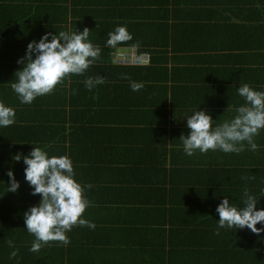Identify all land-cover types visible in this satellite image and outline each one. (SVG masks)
Instances as JSON below:
<instances>
[{
    "label": "trees",
    "instance_id": "obj_1",
    "mask_svg": "<svg viewBox=\"0 0 264 264\" xmlns=\"http://www.w3.org/2000/svg\"><path fill=\"white\" fill-rule=\"evenodd\" d=\"M160 1V10L157 9V12L163 10L165 5L164 0ZM174 1L188 6L195 2ZM84 4L88 3L85 0H80V3L77 0L61 2L42 0L34 6H26V9H29V13H26L16 3L14 7L22 13L16 15L15 27L6 30L15 36V40L5 45L0 43V101L15 109V122L10 126L0 127V149L6 154L5 157L0 155V264H96L95 253L116 256L119 249L123 250L120 247L131 249L135 245L134 242L141 245L144 235L160 242L163 245L160 251L164 250L167 243L174 246L173 237L181 238L185 243L189 242L191 247L189 250L183 245V241H179L171 251L177 253L172 263L154 260L145 264H264V232L259 234L261 238L246 227L237 230L220 228L217 233L219 216L215 211L224 196H228L231 203L240 206L245 189L250 194L258 195L257 207L264 208V170L250 172L249 186L247 180L241 181L240 187L237 186L238 182L235 180L238 173L230 170H206L203 174L210 183L194 185L196 174L199 170L202 174L203 168L201 166L195 171L188 167L181 153L183 146L176 145L182 144V141L174 140L175 136L188 133L186 122H183L185 124L183 129L175 131V126H178L175 124L176 115L179 113L168 109L167 100L164 103L159 100L153 102L149 95L141 98L145 91L142 88L152 78L151 74L144 73V69L152 68L154 64L163 60L164 56L160 53L168 52L166 47L169 44L167 42L152 44L153 42L148 40V32L151 29L146 14L149 8L145 5L148 4V0H127L125 12L121 9L123 0H110L109 5H104V0H96L92 4H95L93 7L99 12L86 10ZM109 7L117 9L110 10V15L105 17L103 10ZM80 11L85 12L80 14ZM203 11H206L205 8ZM188 13L194 14L195 11L189 9ZM156 17L158 22L154 24L157 30L161 31L166 28L167 23L161 14ZM117 25H126L132 39L116 47H129L137 55L145 54L149 58L148 62L139 64L116 62L114 58L117 53L114 52L116 47H105V41L107 33L113 31ZM85 27L89 28L88 39L101 49L98 60L89 66L94 69L91 74L103 76L104 83L88 89L84 84L83 75L88 68L83 74H69L50 93L36 97L32 103H20L10 85L14 82L15 72L22 67L18 59L25 57L27 44L38 40L45 32L55 33L61 30L79 32ZM247 33L241 32L236 37L229 36L230 41H227V44L232 48L240 46V49L249 50L251 45ZM261 40L264 42L262 36ZM251 43L253 46L258 44ZM159 46L158 49L154 48ZM260 49H264V44L260 45ZM225 56L230 59L227 54ZM93 75L90 77H94ZM168 78L167 73L165 80ZM130 81L141 82L143 87L138 91H132ZM100 97L103 98L105 105L111 106V112L106 109L99 110L102 117L111 120L113 116L115 121L123 120V124L126 122L128 124V126L125 124L128 129L121 132L120 143L127 142L128 145L132 142L134 144L131 145L135 148L126 150L129 166H125V172H118L108 166L104 167L109 170L107 172L103 168L92 171L88 165L94 156L92 152L100 149H95L96 145L92 143L101 141V137L106 133L104 123L110 122L104 121L105 118L95 119L98 108L81 110L79 106L83 100L100 103ZM57 103L72 108V112L68 114L63 110V114H59L58 108H55ZM178 124H181L179 119ZM34 146L42 148L49 156L66 155L71 158L75 179L82 186L91 185L84 189V195L91 203L82 216L95 224L94 228L74 225L66 233L69 238L67 245L52 240L43 243L37 252L29 251L35 237L24 228L23 214L29 207L39 202L40 195H32V189L24 179L26 165L23 160L12 159L13 154L17 152L28 154ZM194 153L200 152L197 150ZM171 163L181 164L183 170L191 169L192 172L189 173L191 176L185 174L188 180L181 179L184 177L182 172L178 176L173 174L168 178L167 169ZM3 165H8V169L13 170L15 178L19 181L20 186L16 192H6L9 178L7 170L1 169ZM145 185L159 188L161 195L167 198L166 207L160 209L141 199V195L146 193L144 190L151 191V188ZM177 191L183 196L180 198L181 201L175 202L174 195ZM100 194L114 196L107 195L113 203L105 198L107 203L112 204H109L113 214L112 227L109 214L106 218L101 216L97 219L98 206L106 204L97 202ZM169 195L171 197H168ZM158 209L165 210V213L155 216L151 212ZM147 211L152 217L145 219L143 213ZM108 225L116 233L111 237L105 236V228ZM114 226L118 228L114 229ZM257 226L260 227L261 224L258 222ZM9 240L12 241L11 246ZM13 250L16 251V255L10 256ZM189 251L190 257L187 255ZM99 262L98 264H112L114 261L105 257Z\"/></svg>",
    "mask_w": 264,
    "mask_h": 264
},
{
    "label": "crops",
    "instance_id": "obj_2",
    "mask_svg": "<svg viewBox=\"0 0 264 264\" xmlns=\"http://www.w3.org/2000/svg\"><path fill=\"white\" fill-rule=\"evenodd\" d=\"M41 1L42 0H0V43L5 45L7 42L15 40V36L10 35V33L6 31L15 27L17 22L16 15L22 13L14 7L15 4L17 3L23 11L29 13V9H26V6H34ZM54 1L61 2L62 0ZM77 1L80 3V0ZM85 1L88 3L83 5L87 7L86 10H95V12H99L98 9L93 7L96 3L92 4L96 0ZM159 1L160 0H148V4H145L146 8H149L146 14L148 15L147 21L150 23L151 28L148 32V40L153 42L152 44H155V42H159L160 44L165 42L169 43L166 47L168 52L160 53L164 56V59L161 61L167 62L162 63L160 61L149 69L142 68L144 69V73H146V75L148 73L151 74L152 78L148 80V83L142 88L145 89V91L141 98H145L149 95V99H152L153 102L159 100L161 103H164L167 100L168 109L175 110L179 113L176 115L175 122L178 126H175V129L173 128L175 131H180V129L185 127V124H183V122H186V117H184L185 114L196 108L209 111L213 119H216L217 124L223 123L225 120H230L236 115V108L244 103L243 98L237 93V88L240 84L246 83L254 89L264 91V49H260V45L264 44L261 40L262 36L264 41V0H195V2L189 6L178 4L174 0H164V11L161 10L157 12L160 10L159 5H161ZM189 1L190 0H184L186 3H189ZM126 2L127 0H123V5L121 7L124 12ZM109 3L110 0H104V5H109ZM145 5H142V7ZM204 8L206 11H203ZM115 9H117V7H109L107 10H103V14L107 17L110 15V10ZM189 9H193L195 13H188ZM85 11H80V14ZM184 11H186V13H184ZM159 14L162 15V19L167 23L165 27L168 29V32H166V28H163L161 31L157 30V26L154 22H158L156 16ZM53 16L57 19L55 15ZM241 32H248L246 35H249V43L251 45L250 48L248 47L249 50L240 49V46L232 48L229 46L230 44H227V41H230L229 36L236 37ZM251 42H258V44L253 46ZM154 48L158 49L160 46ZM131 50L132 49H129V47H116V50L113 51L130 52ZM166 53L168 58H166ZM226 54L230 58L229 60L226 58ZM142 69L140 70L141 74L143 73ZM93 70V68H89V70L83 74L85 75V79L87 76L90 77L93 75L91 74ZM167 73L169 78L165 80ZM93 76V78L97 77L96 75ZM99 100L100 103L97 104L91 103L88 100H83L79 108L81 110L98 108L95 119H103L105 117L100 115L101 113L99 110L106 109L111 112V106L105 105L103 98L100 97ZM55 108H58L57 111L59 114H63V110L68 114L72 112V108L64 107L59 103L56 104ZM111 118V120H107L106 118L103 119L104 121L110 122V124L104 123V131L106 133L101 137V141L98 140V142L92 143L96 145L95 149L100 148L92 152L94 156L91 162H88L92 171H97L96 168H103L105 169L104 171L107 172L109 170L104 167L108 166L110 169H114L118 172H125V166H129L126 150L127 148L130 150L131 147L135 148L131 145L134 143L131 142L128 145L127 142L120 143L121 132L123 129H128L125 126V124L127 126L128 124L127 122L123 124V120L115 121L113 116H111ZM62 119H64L63 116ZM178 119L181 122L180 125L178 124ZM50 122L54 123L51 120ZM58 123H60V121ZM179 136H175L174 140H181ZM253 140L257 144L255 150H251L246 141L241 142L243 147L238 152L225 153L217 149L208 150L205 153H194L189 156L181 150L183 160L185 159L188 163V167H192L195 171L201 166L203 168V171H201L202 174H200L199 170V173L196 174V179L192 177L195 182L191 181V183L193 182L194 185L200 186L208 185L210 182L207 181V177L203 174L206 170H230L234 172L237 171L238 173L235 180V182H238L236 184L237 186L240 187L239 183L241 181L245 182L246 180L247 186H249L248 176L250 172H261L264 170V128L259 130V133L253 137ZM176 145L183 146L182 144ZM0 155L5 157L6 154L1 151ZM96 156L98 157L96 158ZM178 157L181 160L179 155ZM7 166L8 165H3L1 169L3 171L8 170ZM190 170H183L181 164L171 163L170 167L167 169V173L169 174L168 178L173 174L178 176L182 172L184 177L181 179L186 181L188 178L185 177V174H187L188 177L191 176L189 173L192 171ZM203 182L205 184H202ZM145 186L151 188V191L147 189L144 190L146 193L141 195V199L160 209L166 207L165 203L167 204V202L165 200L167 198L165 199L164 196L161 195L159 188L150 187V185ZM180 191L183 192L181 189ZM180 191L175 193L176 197L172 194L174 195L175 202L181 201L180 198L183 194ZM107 195L113 196V194H100L98 196L99 200H97V202L106 203L108 205L98 206V212H96V214L97 219H99V217L101 218V216H105L104 218H106L107 214H109L112 220L110 226L112 227L113 214L109 208L112 204L107 203L105 200L106 198L110 201ZM168 197H171V195ZM110 202L113 203V201ZM168 206L169 204L167 207ZM148 212L149 211L143 213L145 219L152 217L147 214ZM151 212L155 214V216H160L165 213V210L158 209L152 210ZM99 223L101 225L102 222L100 221ZM142 227L144 228V224H142ZM113 228L117 229L118 227L114 226ZM114 234L116 233L108 225L107 228H105V236L111 237ZM145 237L144 235L141 245H137V242H134L135 245L131 249L124 248L125 246L120 247L123 248V250L118 248L119 254L124 253L122 256L119 254L116 255L117 257L108 254L107 256H102L101 252H97L94 255V262L98 264L100 259L106 257L108 259H113L114 264H118L119 260L121 261L119 264H145L147 261L154 260L172 263L177 253L175 254L171 251L179 244V241H183V245L191 250L189 242L185 243L183 239L173 237L172 242L174 246L167 243L164 250L160 251L163 247L160 242H156L153 237ZM172 254L174 255L171 257ZM187 255L190 257V251ZM181 261H183L182 257Z\"/></svg>",
    "mask_w": 264,
    "mask_h": 264
},
{
    "label": "clouds",
    "instance_id": "obj_3",
    "mask_svg": "<svg viewBox=\"0 0 264 264\" xmlns=\"http://www.w3.org/2000/svg\"><path fill=\"white\" fill-rule=\"evenodd\" d=\"M88 36L89 28L85 27L79 32H45L38 40L30 41L25 57L18 59L22 67L15 72L14 82L10 85L20 103H32L36 97L50 93L69 74H83L98 60L101 49L94 46ZM130 39L132 35L126 25H117L107 33L105 47L113 48ZM102 83L103 76L84 80L88 89ZM129 86L132 91H138L143 84L130 81ZM237 93L244 103L236 108L233 118L223 123L217 124L206 109L196 108L185 114L189 131L179 137L186 155L191 156L197 150L201 153L217 149L225 153L238 152L244 141L251 150L257 148L253 137L264 128V91L245 83L238 86ZM14 122L15 109L0 101V127L10 126ZM12 159L23 160L26 165L24 179L31 187L32 195H40L39 202L23 214L24 228L35 237L29 251L37 252L43 243L52 240L67 245L69 238L66 233L74 225L95 227L94 222L82 216L91 203L84 195V189L91 185L82 186L75 179L70 157L49 156L45 150L34 146L28 154L17 152ZM7 176L6 192H16L20 185L11 168L7 170ZM258 203V195L250 194L247 189L244 190L240 206L224 196L215 209L219 216L217 233L220 228L237 230L246 227L261 238L259 234L264 232V208H258ZM258 222L260 227L257 226ZM8 243L11 246L12 241ZM15 255L16 251L13 250L10 256Z\"/></svg>",
    "mask_w": 264,
    "mask_h": 264
},
{
    "label": "built area",
    "instance_id": "obj_4",
    "mask_svg": "<svg viewBox=\"0 0 264 264\" xmlns=\"http://www.w3.org/2000/svg\"><path fill=\"white\" fill-rule=\"evenodd\" d=\"M114 58L118 63H132V64L146 63L148 62L149 59L147 55L145 54L137 55L133 51L117 52Z\"/></svg>",
    "mask_w": 264,
    "mask_h": 264
}]
</instances>
